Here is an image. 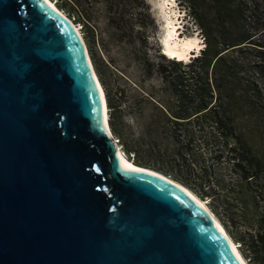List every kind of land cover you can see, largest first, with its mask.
I'll list each match as a JSON object with an SVG mask.
<instances>
[{
	"label": "water",
	"instance_id": "water-1",
	"mask_svg": "<svg viewBox=\"0 0 264 264\" xmlns=\"http://www.w3.org/2000/svg\"><path fill=\"white\" fill-rule=\"evenodd\" d=\"M0 264H243L188 194L119 163L99 84L44 0H0Z\"/></svg>",
	"mask_w": 264,
	"mask_h": 264
},
{
	"label": "rangeland",
	"instance_id": "rangeland-1",
	"mask_svg": "<svg viewBox=\"0 0 264 264\" xmlns=\"http://www.w3.org/2000/svg\"><path fill=\"white\" fill-rule=\"evenodd\" d=\"M156 1L57 0L56 6L82 23L106 94L109 125L124 156L207 200L247 263L264 264V245L255 241L252 246L264 218V55L233 54L244 64L230 101L228 83L211 70L199 80L184 81L185 71L194 66L169 63L159 55L164 31L155 18ZM197 2L180 0L190 15L181 36L196 37L205 49ZM260 6L262 12L264 2ZM242 90L246 93L240 98ZM200 101L214 106L194 117ZM180 113L191 119L173 116Z\"/></svg>",
	"mask_w": 264,
	"mask_h": 264
},
{
	"label": "trees",
	"instance_id": "trees-1",
	"mask_svg": "<svg viewBox=\"0 0 264 264\" xmlns=\"http://www.w3.org/2000/svg\"><path fill=\"white\" fill-rule=\"evenodd\" d=\"M196 2L197 7L201 6L202 8L201 18L204 20L206 48H202L196 56L191 57L187 62L167 59L161 52L159 55L169 63L179 64L182 67L194 66L195 69L189 72L185 71L184 81L199 80L204 75L206 77L208 71L211 70L215 78H220L228 83L229 92L226 97L230 101L235 97L233 88L239 83V78L236 76L237 71L244 64V60L235 58L233 54L241 51L264 55V9L262 12L259 11L260 3L264 0H196ZM60 8L64 10L62 7ZM69 16L75 19L73 15ZM201 51L203 52L199 58ZM197 62L199 65H196ZM256 65L258 64L253 63V66ZM263 70L264 66L261 64V71ZM242 91L238 94L240 98L244 97L246 93V90ZM254 93L256 96L260 94L259 90L257 92L254 90ZM213 106L214 103L208 105L207 102L200 101L194 111V117L208 113ZM173 116L191 119L190 115L182 113ZM262 224L261 231L252 242L253 247H255V241L264 245V218Z\"/></svg>",
	"mask_w": 264,
	"mask_h": 264
},
{
	"label": "bare ground",
	"instance_id": "bare-ground-1",
	"mask_svg": "<svg viewBox=\"0 0 264 264\" xmlns=\"http://www.w3.org/2000/svg\"><path fill=\"white\" fill-rule=\"evenodd\" d=\"M44 1L50 7H52L55 11H57L60 15H62V17H64L66 19V21L68 22L72 31L74 32L76 38L78 39V42L81 45L84 57L87 61V64H88L90 70L92 71L94 77L96 78V80L99 84L101 93H102L106 125H107L108 131L110 133V136L112 138V141L114 143V147H115V150H116V153L118 156L119 163L125 167H128V168L143 169V170L149 171L153 174H156L157 176L163 178L167 182L173 184L174 186H176L177 188L181 189L183 192L188 194V196H190L204 210V212L206 214H208V216L211 218V220L220 229V231L223 233V235L225 236V238L227 239V241L229 242V244L231 245V247L233 248V250L235 251V253L239 257L241 262L243 264H248L247 261L245 260V258L242 256L237 243L231 239V237L229 236V234L227 233L225 228L219 223V221L217 220V218L215 217L213 212L210 210V208L207 204V200L199 197L188 186H186L185 184L181 183L180 181L174 179L173 177L168 176V175H166L162 172H159L157 170L150 169V168H147L144 166H140V165L136 164L135 162H131L129 159H127L124 156L123 151H122V145L117 141V138H115L114 134L111 131V128L109 125V106L107 104L106 94H105L103 85L100 82L98 75L96 74L95 69L93 67V64L91 62V59L89 56V51H88V48L86 46L83 35L81 33V30L75 26L73 21L71 19H69V17L66 14H64L62 12L63 10L59 9L56 6V4H57L56 2H53L51 0H44ZM154 6H155V18L158 21L157 24L159 26L163 27V31H164L163 39L161 41L164 51L169 55H176L178 58H183L184 60H187L188 57H190V54H191L190 49L192 47H194L195 48L194 50L198 53L200 51L199 49L201 47H200V43H199L200 41L198 42L196 37H192L190 39L188 38V40L187 39H181L179 41L171 40V38L173 37L172 36L173 29L170 28V26L172 25V21H171L170 17L168 16V14L166 13V0H157L155 2Z\"/></svg>",
	"mask_w": 264,
	"mask_h": 264
}]
</instances>
